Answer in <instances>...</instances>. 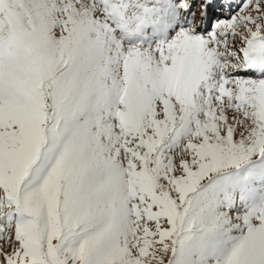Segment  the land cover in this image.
<instances>
[{
	"label": "snow or ice",
	"instance_id": "1",
	"mask_svg": "<svg viewBox=\"0 0 264 264\" xmlns=\"http://www.w3.org/2000/svg\"><path fill=\"white\" fill-rule=\"evenodd\" d=\"M0 264H264V0H0Z\"/></svg>",
	"mask_w": 264,
	"mask_h": 264
}]
</instances>
